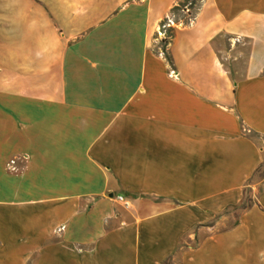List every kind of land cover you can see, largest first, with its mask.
<instances>
[{
	"label": "crops",
	"instance_id": "0c3cea01",
	"mask_svg": "<svg viewBox=\"0 0 264 264\" xmlns=\"http://www.w3.org/2000/svg\"><path fill=\"white\" fill-rule=\"evenodd\" d=\"M181 1L0 0V264H264V0Z\"/></svg>",
	"mask_w": 264,
	"mask_h": 264
},
{
	"label": "built area",
	"instance_id": "2783aa9c",
	"mask_svg": "<svg viewBox=\"0 0 264 264\" xmlns=\"http://www.w3.org/2000/svg\"><path fill=\"white\" fill-rule=\"evenodd\" d=\"M188 13H189V10L185 6L180 10L179 14H185V15L187 14V16H188ZM181 24H182L181 19L177 21L176 17L173 15H170L168 18H166L164 21H162L160 23L157 31H156V38L158 40V45L166 47L168 45L169 40H170L168 30L172 29L173 27H177ZM162 54L163 53L161 52L160 55H162ZM170 75L174 76V72H170ZM18 161H19V159L10 160L6 166L7 170L11 173L18 172V167H17ZM116 200L119 203H122L124 206L127 207V203L123 200V198L117 197Z\"/></svg>",
	"mask_w": 264,
	"mask_h": 264
},
{
	"label": "rangeland",
	"instance_id": "374dc122",
	"mask_svg": "<svg viewBox=\"0 0 264 264\" xmlns=\"http://www.w3.org/2000/svg\"><path fill=\"white\" fill-rule=\"evenodd\" d=\"M202 1L203 0H187V3L185 6L189 10L188 16H187V14L186 15L185 14H179V16H180L179 18L181 19L182 24L177 26V27H173L172 29L175 30L178 27L190 25L194 19V15H195L196 11L200 7Z\"/></svg>",
	"mask_w": 264,
	"mask_h": 264
},
{
	"label": "trees",
	"instance_id": "16d2710c",
	"mask_svg": "<svg viewBox=\"0 0 264 264\" xmlns=\"http://www.w3.org/2000/svg\"><path fill=\"white\" fill-rule=\"evenodd\" d=\"M186 3H187V0H182L177 6H175L171 10L170 15L175 16L177 21L180 20V18H178L180 10L186 5ZM172 31L173 30L170 29V30H168V33H171ZM239 209H244V204H242Z\"/></svg>",
	"mask_w": 264,
	"mask_h": 264
}]
</instances>
